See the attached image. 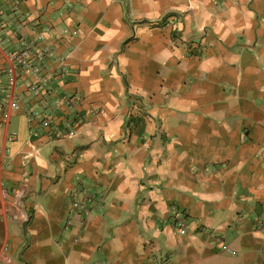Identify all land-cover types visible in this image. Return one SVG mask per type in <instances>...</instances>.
Segmentation results:
<instances>
[{"label": "crops", "instance_id": "1", "mask_svg": "<svg viewBox=\"0 0 264 264\" xmlns=\"http://www.w3.org/2000/svg\"><path fill=\"white\" fill-rule=\"evenodd\" d=\"M17 39L56 60L0 114V264H264V0H0V101Z\"/></svg>", "mask_w": 264, "mask_h": 264}, {"label": "built area", "instance_id": "2", "mask_svg": "<svg viewBox=\"0 0 264 264\" xmlns=\"http://www.w3.org/2000/svg\"><path fill=\"white\" fill-rule=\"evenodd\" d=\"M7 60L8 65L5 69L6 86L2 93V100L0 101V114L4 117V120H8L9 114L19 109L15 90L18 85L20 73H24L35 79V83L27 85L29 91L35 92L45 86L48 77L51 75L47 62L49 60L55 61L56 58L52 49L43 44L30 42L25 39H17L12 51L8 54ZM62 103L68 107H75L78 102L77 99L72 96L65 97ZM26 122L28 125H32L34 122L37 123L39 128L46 130V135L49 138H58L63 135L71 137L82 124L80 119H66L63 121L62 129H58L52 127V122L48 118L42 117L41 114L35 110L26 113ZM29 134L32 137L39 136V132L36 128L29 129ZM14 137L15 133H12L8 141H12ZM6 198L7 192L0 180V202H3ZM83 198H85V196L81 199ZM81 199L73 194L70 199V205L74 210H83L87 213L82 206ZM23 219L28 220L26 216H23ZM68 224L69 222L66 223V225ZM176 225L178 228H182L183 220H176Z\"/></svg>", "mask_w": 264, "mask_h": 264}]
</instances>
